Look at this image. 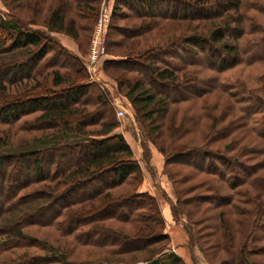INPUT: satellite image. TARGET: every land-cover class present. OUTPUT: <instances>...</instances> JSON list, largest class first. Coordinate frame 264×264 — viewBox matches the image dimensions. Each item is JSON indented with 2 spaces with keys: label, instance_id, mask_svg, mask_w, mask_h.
<instances>
[{
  "label": "trees",
  "instance_id": "trees-1",
  "mask_svg": "<svg viewBox=\"0 0 264 264\" xmlns=\"http://www.w3.org/2000/svg\"><path fill=\"white\" fill-rule=\"evenodd\" d=\"M10 1V5L15 6L18 11L13 14L12 18L0 19V25L5 29H10V31L13 30L16 35L13 37V42L10 43V46L5 51L12 54L14 50L20 48L22 50L21 54L25 57H22V61H15L12 66L6 61L0 65L1 68L4 66L0 74V93L6 94L10 86L12 88L24 86V90L32 91L34 94L16 102H12L13 100L10 98L5 103L4 101H0V124L11 126V124L17 122L26 114L40 112L30 124H33L32 127L36 126L42 131L39 135H34L30 139L21 138L22 143L19 144L14 141L15 135L12 133L0 134V234L15 235L24 239L26 238V233L23 232V228L28 225H48L58 230V228L60 229L63 226L62 222L59 221V217L63 216L65 217L63 219L64 223L66 222L69 225L66 230L64 229L65 232H68L69 235L75 234L78 242L97 246V248L100 247L99 249L107 248V246L113 245V243L109 242L108 239H104L103 236L109 232L112 234L119 232H114L112 229L99 224L100 220L106 221L107 215H100V211H92L91 206L84 207L90 204L97 207V204L102 201L101 204H104L103 209L105 210V214L113 215L120 220L128 219L134 225L139 223L141 225L138 226L140 229L142 227L146 229L145 233H149L146 247L152 240L153 242L167 241L169 234L164 231V219L153 195L147 191H136V189H133L129 194L125 192L120 196H114L110 191L112 185L125 182L129 178H133L135 185L138 184L142 180L143 174L141 173L139 163L133 157V150L124 136L121 133L113 132L117 126L116 122L110 119L101 121V117L104 115L102 109L106 108L107 110L109 105L106 102L107 99L102 97V93L98 94L94 100L99 105L90 112L87 109V105H83L81 101L91 91V83L74 77L76 73H72V77H70L58 71L51 72L52 81L48 83V78L46 76L39 78L40 74L38 69L36 70L48 51L45 44L49 37L48 31H62L77 38L78 29L80 27L83 28L82 23H79L77 18L91 15V18L94 20L100 0H36V14L31 18H28L21 8L23 5L26 6L30 2L29 0ZM134 1L136 0H118L113 5L112 28H114L115 24V20L113 19L116 17L117 11L122 8L121 2H123V5H128L130 9H133L135 7ZM196 1L199 4H203L214 0ZM249 1L251 0H215V11L210 16H203L214 18L208 34H193L184 38L185 42H180L188 43L190 46L195 47L211 46L209 49L214 52L218 60L223 55V52L228 54L233 53V56L228 61L224 59L218 62L210 59H208V62L206 61L210 68H215L218 72H223L240 64L243 58L244 62L246 61L245 63L264 60V52L260 54L262 57L255 53H250L249 40L240 42L246 34H250L251 38L255 34H257L256 37L258 34H262L259 39L264 40V29L256 28V24L251 26V28L253 27L252 29L246 30L245 27V21L247 19L250 20L247 10L252 8L259 12H264V0ZM242 4H244L246 10H241ZM45 5L47 8L44 13ZM19 6H21L20 9L18 8ZM73 6L76 7L79 13H70ZM134 11L136 17L140 16L150 20L153 18V15L163 19L170 18L167 15L154 14L142 8L135 9ZM178 15L172 16L171 19H178ZM182 17H191V15L182 14ZM218 17H220V20L217 19ZM27 19H30L29 22L31 23H44L48 31L43 32L39 28L34 29L27 26V23H29ZM153 20L146 22L143 26V31H139L145 32L152 27L153 23H160L159 21H161L156 18H153ZM115 25L119 29V25ZM90 27L87 28L88 32L90 31ZM88 32L86 35H88ZM141 32H136L135 34L138 36L142 34ZM137 36L134 38V35L131 34L129 37L133 39L110 41L109 48L122 46V43L125 41H128L126 44H130V46L123 47L128 49L127 53H124L125 58H108L104 61V67H111L115 71L134 72L146 66L153 81L159 80L163 82L162 85L170 82L172 85L181 86V83L182 85H187L193 81L197 83L200 79L203 80L201 75L191 73L185 69L186 65L163 67L156 64L151 60L153 58L152 55H155V49L161 51L163 47L166 48L168 46L153 45L148 50H137V43L139 41V37ZM251 38L250 40H252ZM231 39L235 41L230 42ZM58 43L60 42L58 41ZM59 45L62 47L59 49L66 54L65 58H75V61H78L76 64L82 66V62L80 63L67 47L61 43ZM215 47H218L219 50H214ZM35 49L38 50L35 51ZM120 51L123 52L121 49ZM242 54H245L248 59L245 60V56ZM140 56L141 58L144 57L142 60L146 63L135 66V62ZM145 57H148V61H150H146ZM192 58L198 59L199 57ZM186 61L190 65L196 64L192 61L191 57L186 59ZM79 71L81 69L77 72ZM119 81L125 86V94L130 99L136 116L144 125L143 127L146 128L147 135L153 136L154 143L165 155V166L170 162H175L177 160L175 159L176 157L184 156L185 160L182 157L180 162H184L185 165L190 167L192 164V168L197 169L196 171L200 173V177L201 175L208 176L206 179L205 176L201 180L199 179L198 185L193 186V192L196 191L198 186L204 185L207 182L208 189L215 193L213 195L206 193L201 195V193H198L193 197L201 198L202 201L206 199L207 201H214V199L217 201V198L221 197V201H224V204L228 206L229 212L234 214L232 219L231 217L228 219L224 215V211L218 213L219 219H221L223 238L220 237L216 245L226 250V257L221 259L219 264H264V261L261 259V256L264 255V244H256L258 240L262 239V235L259 234L261 233L260 227L264 229V97L258 95L256 92L253 93L251 90L248 91L249 86L246 81L239 82L236 84V87L227 86L222 82L220 84L219 82H217L218 84L215 83L217 84L216 88L220 92H225L230 97L234 108L241 115L237 118L235 116L230 124L218 125L221 117L217 118L212 113L210 115L205 112L210 116L211 122L205 127L206 131L203 132V135L204 137H208L207 139L209 140L192 147V150L188 149L184 151L182 150L183 144L176 142L175 138L167 143V134L164 135L161 127L165 124V118L172 114V102L181 103L200 99L209 91V87L206 86L208 82L204 86L194 89L192 92H176L170 95V93L155 90L150 81H145L142 78L124 77L123 79L119 78ZM6 83L10 84V86H7ZM29 83L30 85H28ZM51 84H53L52 87H58V91H51L45 96L38 95V92L45 90ZM177 109L179 108L176 105L175 111ZM91 113L93 117L89 119V122L94 121L100 126L99 129H88V121L86 120L85 122L84 117ZM205 115L201 114V117ZM186 116L187 114L183 118H186ZM236 119L241 120L242 123L237 122L238 120ZM55 123L58 126L53 127ZM30 127L31 125L25 128L21 126L20 129H29ZM175 127H179L180 129L183 127V124L176 125ZM175 127L171 126L168 129L174 131ZM208 130H212V132H208ZM236 132L242 133V140L246 137H251L250 141L241 142L237 134L235 135ZM183 134L179 133L178 136ZM234 135L235 137L232 138ZM227 137L230 138L229 141L220 145L219 141ZM255 137L261 140L260 146H256L255 142H253L254 140L256 141ZM211 138L212 141L210 140ZM29 141H32L33 147L31 149L9 150L13 146L26 144ZM38 143L42 145H35ZM172 151L175 153L173 155L175 156L174 158L171 157ZM72 153H77V155L74 156ZM69 155L73 156L72 160L67 165H60L59 162ZM191 156H195L197 159L200 158L201 161L194 162V165L193 162H190L191 158L189 157ZM16 157L18 158L16 159ZM27 157H31L32 159L34 174L31 177L27 174V177L21 178V167L24 162L28 161ZM43 157L47 163L45 168L42 167L41 163ZM170 178L173 180L176 194V202L173 205V209L175 208V212H177L179 207H181L185 211L190 223L195 225L191 219L190 213L192 212L183 207V204L187 205V203H191L192 199H194L183 197L191 190L192 186H180L176 179H174L173 174H170ZM37 183L38 185H43L47 192L37 189H33L32 192H24V189L30 184ZM96 183H99L100 186L94 187ZM224 183L231 190L225 197L220 196L223 190L222 184ZM6 184H8V192H6ZM91 187L94 188L89 191L83 190ZM78 190H83V192L75 195V192ZM40 201H44L45 204L47 203V208L49 206L53 207L58 201L64 202L58 210L52 209L51 214L47 218H39L40 216L35 215L42 208L34 209L35 204L38 205ZM85 210L87 212L91 211L87 213L84 212ZM57 211L58 213L54 217L53 215ZM147 216H151L149 220L154 219L152 221H145ZM86 226L88 229L85 228ZM104 228L108 230L104 231ZM262 234L264 235V232ZM121 238L129 242L141 237H138V235L134 237L122 235ZM36 241L34 240L33 245H39V242ZM196 241L203 256L210 264H213L208 257L207 249L200 242L199 230H196ZM221 242H223L224 246H222ZM8 244L9 241L2 240L0 242V250L2 251ZM166 246L167 243H163L158 250L152 252V255L146 259L144 264H188L184 258L174 251H167ZM52 249L53 247L51 246ZM124 249V247H119V250H114V248L109 250L112 251V255H116L121 254ZM53 252L52 250L51 254ZM27 254L15 255L12 262L6 263L34 264V262H40V260L33 261L31 258L26 259L24 255ZM251 255H258L260 260L254 258V261H250ZM35 257H38V255ZM60 262L62 264H71L64 257L60 258Z\"/></svg>",
  "mask_w": 264,
  "mask_h": 264
},
{
  "label": "rangeland",
  "instance_id": "rangeland-1",
  "mask_svg": "<svg viewBox=\"0 0 264 264\" xmlns=\"http://www.w3.org/2000/svg\"><path fill=\"white\" fill-rule=\"evenodd\" d=\"M29 1L30 2L26 6L23 5V7L19 6L18 8L20 9L21 7L24 13L27 14L28 18H31L34 14H36L37 3L36 0ZM103 1L105 0H100V2L98 3V11L97 14L94 16V20L91 18V15L86 17L81 16V18H77V21L79 23L81 22L83 26V28L80 27L78 29L77 38H74L70 34H67L66 32L62 31H48L44 23H31L29 22L30 19H27L29 22L27 23V26L34 29L39 28L43 32L48 31L49 36L45 42L48 51L40 61V66L37 67L36 70L38 69V72L40 74L39 78H42L43 76H46L48 78V83H51V72L54 71L61 72L63 75H67L70 77H72V73H76L74 77L80 78L81 81L83 80L84 82L91 83V91L87 93L81 101L83 105H87V109L90 112L96 109V107L99 105L97 101L94 100L98 94L102 93V97L107 99L106 102L109 103V105L107 110L106 108L102 109L104 115L101 117V121L110 119L116 122L117 126L114 128L113 132L121 133L124 136L125 140L133 150V157L137 161V163H139L141 173L143 174L142 180H140L138 184L135 185V183L133 182V178H129L125 182L119 183L117 185H112L110 191L114 196H120L125 192L129 194L130 191H132L133 189H136V191H147L151 195H153L163 216L164 231L169 234V239L167 241L162 240L154 242L152 240L150 243H148V246L146 247L147 240H149V233H145L146 229H144L143 227L140 229V227H138L141 226L139 223H136V225H134L132 224V221L128 219L120 220L115 218L113 215L105 214V210L103 209L104 204H101L102 201H100V203L97 204V207L91 204L84 207L87 208L88 206H91L90 208H92V211H100V215H107L106 221L103 222L102 220H100L99 224L104 225V227H107L109 229H112L114 232H119L117 234H112L111 232H109L108 234H105L103 236L104 239H108L109 242L113 243V245L107 246V248L99 249L100 247L97 248V246L81 244L80 242H78L75 234L69 235L68 232H65L69 225L66 222L64 223L63 219H65V217L60 216L59 221L62 222L63 226L60 229L58 228V230H55L54 227L48 225H28L24 226L23 228V232L26 233V238L24 239L19 238L15 235L10 236L5 233L0 234V242L2 240L9 241V244L2 251L0 250V264H14L6 262H12V260H14L15 255L23 253H28L27 255H24L26 259L31 258L33 259V261L40 260V262H34V264H62L60 262L61 257H64V259L67 258V260L71 262V264H144L146 262V259L150 255H152V252L158 250L163 245V243H167V246L165 247L167 251H174L182 258H184V256L182 255H186L188 259V264H210L199 249L198 242L196 241V230H199L200 242L203 247L207 249L208 257L210 258L211 262L213 264H219L221 259L226 257V250L216 245L217 241L223 235V231L221 229V219H219L220 217L218 213L220 211H224V215L228 219L230 217L232 219L234 214L229 212L228 206L224 204V201H221V197H218L217 201H215L216 199H214V201H207V199L205 201H202L201 198L193 197L198 193H201V195H204V193L213 195L215 193L212 192V190L208 189L207 182L204 183V185L198 186L197 189L195 188L196 191L193 192V186L198 185L197 183L201 180V178H204L205 176L206 179L208 176L201 175L200 177V173L196 171L197 169L192 168V164L190 167L185 165L184 162H180L182 160V157L183 160H185L184 156H179V159L176 157L175 159H177L178 161L176 160L175 162H170L168 165L165 166V155L158 149V147L154 143V140L152 139L153 136L147 135V130L143 127L144 125L136 116L135 109L133 108L130 99L125 94L126 88L120 83L119 78H142L145 81H150V84L155 90L164 91L170 93V95H173L176 92H192L194 91V89L204 86L208 82L206 86L209 87V91L205 93L200 99L198 98L192 101H184L181 103L172 102V114L165 118V124H163L164 126L161 127L164 135L167 134V143L170 142L171 139L175 138L176 142L181 143L183 145L185 144L184 146L182 145V150L186 151L188 149L192 150V147L205 143L209 140L207 139L208 137H204L203 135V132L206 131L205 127L208 126V124L211 122V118L207 113H209L210 115L212 113V115L217 118L221 117L219 119L220 122L218 125L230 124L231 120L235 116L237 118L241 115L234 108L230 97L225 92H220L216 88L218 84L217 82H219V84L220 82H222L227 86L236 87V84H238L239 82L246 81L247 85L249 86L248 91L251 90L253 93L256 92L258 95L264 97V60H257V62L245 63L246 61L244 62L243 58V61L240 64H237L236 66H233L223 72H218L215 68H210L209 64L206 63V61L208 62V59L215 62H218L223 59L228 61L233 56V53L228 54L223 52L222 54L224 56L222 55L221 57H219L218 60L214 52L209 49V47L211 46L195 47L190 46L188 43H182L184 41V38L193 34H208L209 30L212 27L211 23L214 18L203 16H210L215 11V0L205 2L203 4H199L196 0H136L134 1L135 7H133V9H130L128 5H123V2H121L122 8L117 11L116 17L113 19L115 20L114 23L119 25V29L115 24L114 28L111 27L113 5H115L118 0H108V3H110L111 6V10L110 19L107 23V30L104 34V46L106 50L105 57H103V63L96 64L93 71L90 72L88 68L89 60L92 54L91 40L93 38V33L96 29V21L98 18L99 9ZM10 2V0H0V19L12 18V16H14L13 14L18 11L15 6L10 5ZM249 2H252V0ZM46 8L47 6L45 5L43 11L44 13L46 12ZM141 8L146 11H151L154 14L158 13L167 15L170 18L163 19L157 17L156 15H153V18L161 20L159 21L160 23L155 22L149 30L141 32L143 31L142 29L146 22L154 21L153 18H151L150 20L140 16L136 17L134 14V10ZM241 10H246L244 4H242ZM72 12L79 13L76 10L75 6H73V9L70 11V13ZM247 13V15L250 16V20L247 19L245 21L246 30L249 28L252 29L253 27L251 28V26L253 24H256V28L263 30L264 12H259L255 9L249 8L247 10ZM182 14H188L191 15V17L183 18ZM176 15H178V19H171L172 16ZM217 19L220 20V17H218ZM88 27H90L89 32L87 30ZM87 32L88 35H86ZM136 32H141L142 34L139 33L141 35L137 36L135 34ZM258 32L260 31L258 30ZM131 34L134 35V38L136 36L139 37V41L137 43V50H148L150 47H153V45L168 46L166 48L163 47L161 51L155 49V55H152L153 58H151V60L154 61L156 64L161 65L163 67H179L181 65H186L185 69H187L191 73H197L198 75H201L203 77V80L200 79L197 83L193 81L187 85H182L181 83V86L172 85L170 84V82H167L166 85H162L163 82L159 80L153 81L146 66L142 67L143 69L139 68V71L134 72L120 70L115 71V69H112L111 67H104V61L108 58H125L124 53H127L128 49L123 47L130 46V44H126L128 43V41H125L124 43H122V46L119 45L115 46L114 48H109L110 41H124L127 39H133L132 37H129ZM15 35L16 33L13 32V30L10 31V29H5L0 25V65L6 61L12 66L15 61H22V57H25L21 54L22 50L20 48L14 50V53L12 54L7 53L5 51L6 48L10 46V43L13 42V37ZM256 35L257 34H255L254 37L251 38L250 34H246L240 40V42L242 43L245 40H249L251 49L250 53H255L260 56V54L264 52V40L259 39L262 34H258L257 37ZM250 38L252 40H250ZM58 41L63 46L67 47V49L72 54H74L73 56L76 57V59L79 60L80 63L82 62V66H78V64H76L78 61L76 62L75 58H72L73 60L71 58H65L66 54H64L59 49L62 47L59 45L60 43H58ZM233 41L235 40H230V42ZM120 49L123 50V52H121ZM37 50L38 49H35V51ZM214 50L217 51L219 49L218 47H215ZM242 55L245 56V54ZM196 56L199 58H192ZM190 57L192 61L196 64L190 65L187 63L186 59H189ZM142 59H144V57L141 58L140 56L139 59L135 62V66L141 63H146L143 62ZM145 59L146 61H148V57H145ZM247 59L248 57L245 56V60ZM2 68L0 69V74ZM77 69H81V71L77 72ZM97 80H99V82ZM6 85L10 86V84L8 83H6ZM28 85H30V83ZM52 85L53 84L48 86L45 90L38 92V95L45 96L51 91H58V87H52ZM69 86L71 85L69 84ZM9 88L6 94L0 93V101H4L5 103L6 101L8 102L10 98L11 100H13L12 102H16L23 98L29 97V95L31 94H34L32 91L24 90V86H20L18 88L11 87V89ZM114 99L124 106V115H117V109L115 108L116 106L112 104ZM176 105L179 108L177 109V111H175ZM39 113L40 112L26 114L25 116H22L17 122L11 124V126L8 124H0V134L3 135L5 133H12L13 135H15L14 141L17 142V144L22 143L21 138L30 139L34 137V135H39L42 130H40V128H37L36 126L32 127L33 124H30L39 115ZM185 114H187V116L186 118H183ZM201 114L206 115L204 117H201ZM92 117V113L84 117V121H88V129H99L100 126L97 125L94 121L89 122V119H91ZM76 118H78V116H76ZM236 120H238L237 122L242 123L241 120ZM179 124H183V127H181L180 129L179 127H175ZM28 125H31L29 129H20L21 126H24L25 128ZM45 125L47 126V124ZM54 126H58L57 123L53 124V127ZM167 126L169 128L171 126L175 127L174 131L171 129L169 130ZM208 132H212V130H208ZM179 133L184 134L178 136ZM236 134L237 137L241 139V142H249L251 139V137H246L242 140V133L236 132L235 135ZM175 135L178 138L174 137ZM235 135L232 138H234ZM255 138L256 141L254 140L253 142H255L256 146H260L261 140L257 137ZM229 139V137L224 138L219 141V144L222 145V143L229 141ZM210 140L212 141V138ZM35 145L41 146L42 144L38 143ZM32 147V141H29L26 144L13 146L12 149L9 150L14 151L23 148L31 149ZM3 150L7 151L6 149ZM72 154H74V156L77 155V153ZM174 154L175 153H173V151L172 155L170 152L172 158L175 157L173 156ZM17 158L18 157H16V159ZM72 158L73 156L71 157V155H69L59 163L62 166L67 165L68 162L72 160ZM189 158H191L190 162H193V164L194 162L201 161L200 158L197 159L195 156H191ZM27 159L28 161L24 162L21 167V178L27 177V174L30 175L29 177L34 174L32 170V159L31 157H27ZM41 163L42 167L45 168L47 166L46 159L44 157L42 158ZM170 174L174 175V179H176L177 183L180 186H192L191 190L186 193V195L183 197H185L186 199H194H192L193 201L191 203H187V205L183 204V207L186 210L189 209L192 212L190 213L191 219L193 220L195 225H192L190 223V220L187 219L185 211H183L181 207H179V209L177 208V212H175V208L173 209V205L176 202V194L174 191L173 180L170 178ZM7 185L8 184L5 185L6 192H8ZM95 186H100V184L96 183L94 187ZM222 186L223 190L220 193V196L225 197L228 193L231 192V190L229 189L226 183L222 184ZM94 187L83 190L89 191L92 190ZM33 189L46 191L43 185H38L37 183L30 184L24 189V192H32ZM83 190H78L77 192H75V195L83 192ZM63 202L64 201H58L56 205H54L53 207L51 206L52 208L50 206L49 208H47V203L45 204L44 201H40L38 202V205L35 204L34 210L39 208H42V210H38V214H36L35 216L38 215L40 216L39 218H47L51 214L52 209L58 210V208L62 207L61 204ZM215 202L217 203L214 204ZM90 211L87 212V210H85L84 212L89 213ZM57 213L58 211L54 213L53 216L55 217ZM151 216L154 217L153 215ZM151 216H147L145 221L149 220V217ZM167 216H170V219H166ZM153 219L154 218L150 219L149 221H152ZM85 228H87V226ZM188 229L191 233L188 231ZM260 229L261 233L259 234L262 235V239L256 242L257 245L264 244V235L262 234L264 232V229L261 227ZM107 230L108 229L104 228V231ZM177 234H179V236H176ZM122 235H125V237H134L135 235H138V237L141 238L134 239L128 242L127 240H123V238H121ZM34 240H37L39 242V245H33ZM174 240H176V242H174ZM173 244L178 247V251L175 249L176 247ZM221 244L222 246H224L223 242H221ZM51 246L53 247L52 250L54 251L52 254ZM119 247H124V251L121 254L112 255L113 253L110 250L113 248L114 250H119ZM182 250L184 252H182ZM37 255L38 257H35ZM254 258L260 260V257L258 255H251L250 261H254ZM261 259L262 261H264V255L261 256Z\"/></svg>",
  "mask_w": 264,
  "mask_h": 264
},
{
  "label": "built area",
  "instance_id": "built-area-1",
  "mask_svg": "<svg viewBox=\"0 0 264 264\" xmlns=\"http://www.w3.org/2000/svg\"><path fill=\"white\" fill-rule=\"evenodd\" d=\"M110 10H111V6L110 3H108V0L103 1L99 9L98 18L96 21V29L93 33V38L91 40L92 54L89 60V68H88L90 72L93 71L96 64L98 63L102 64L104 60L103 57H105L106 50L104 46V34L107 30V23L110 19ZM97 81L99 82V80ZM112 104L116 106L115 108L117 109L118 116L124 115L125 109L123 105L118 103L115 99Z\"/></svg>",
  "mask_w": 264,
  "mask_h": 264
},
{
  "label": "crops",
  "instance_id": "crops-1",
  "mask_svg": "<svg viewBox=\"0 0 264 264\" xmlns=\"http://www.w3.org/2000/svg\"><path fill=\"white\" fill-rule=\"evenodd\" d=\"M166 219H170V216H167V218ZM169 222H171V221H169ZM176 236H179V234H177ZM174 242H176V240H174ZM174 246H175V244H173ZM176 248V250L178 251V247L177 246H175ZM182 252H184L183 250H182ZM182 256H184V259L186 260V262L188 261V259H187V256L186 255H182ZM185 256H186V258H185Z\"/></svg>",
  "mask_w": 264,
  "mask_h": 264
}]
</instances>
